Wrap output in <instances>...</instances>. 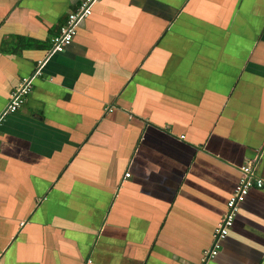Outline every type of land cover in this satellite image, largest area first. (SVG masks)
Here are the masks:
<instances>
[{
    "label": "crops",
    "instance_id": "crops-1",
    "mask_svg": "<svg viewBox=\"0 0 264 264\" xmlns=\"http://www.w3.org/2000/svg\"><path fill=\"white\" fill-rule=\"evenodd\" d=\"M0 0V264H197L264 180V0ZM129 173V176H126ZM209 264H264L252 187Z\"/></svg>",
    "mask_w": 264,
    "mask_h": 264
},
{
    "label": "built area",
    "instance_id": "built-area-1",
    "mask_svg": "<svg viewBox=\"0 0 264 264\" xmlns=\"http://www.w3.org/2000/svg\"><path fill=\"white\" fill-rule=\"evenodd\" d=\"M101 0H81L78 6L71 11L59 32L51 38L50 55L62 52L72 43L77 33L79 23L92 14L93 6ZM45 61H40L34 73L24 77L18 86L12 91L9 103L0 115V121L8 114L17 111L27 100L33 89V83L37 76L43 74L42 68ZM254 163L248 161L240 167V177L232 195L226 203V210L221 220L216 225L211 246L204 250L200 261L197 264H209L218 255L222 242L225 240L234 221L239 213L240 205L248 195L249 190L254 187H264L262 177L255 175ZM129 176V173H126Z\"/></svg>",
    "mask_w": 264,
    "mask_h": 264
}]
</instances>
